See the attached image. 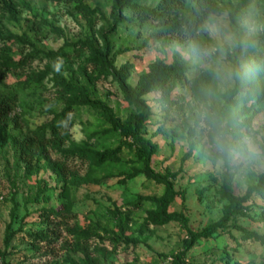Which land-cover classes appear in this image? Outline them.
I'll use <instances>...</instances> for the list:
<instances>
[{"label":"rangeland","instance_id":"374dc122","mask_svg":"<svg viewBox=\"0 0 264 264\" xmlns=\"http://www.w3.org/2000/svg\"><path fill=\"white\" fill-rule=\"evenodd\" d=\"M8 2L11 11L0 12V50L9 49L15 61L30 56L29 65L2 84L3 93L18 98L11 117H18L22 127L10 137L23 140L31 132H47L68 111L61 83L83 86L92 101L122 121L138 117L118 85L88 62V47L104 55L108 43L107 60L115 69L130 67L132 88L154 64L185 63L186 83L169 85L167 96L144 98L151 116L142 132L158 148L151 169L167 175L179 194L167 214L181 213L186 228L159 218L157 201L164 187L146 179L125 140L110 133L100 112L80 106L67 113L63 145L48 151L38 172L26 173L10 140L0 144V264H176L178 257L183 264H264V193L251 192L264 177V70L258 55L264 2L240 8L242 0H214L218 13L191 43L155 41L151 36L161 28L138 24L127 9L121 22L115 21L114 0ZM140 4L154 6L152 1ZM213 31L220 40L250 35L255 46L206 57L203 50L216 44ZM78 47H85L79 57L57 56ZM217 61L235 67L255 62L259 68L251 81L229 85L217 76ZM246 85L256 86L254 95H246ZM227 103L232 113L224 131L236 149L245 151L238 157L219 153L212 132L201 126L207 124L201 120L205 108L217 115ZM231 117L235 122L229 124ZM104 152L115 153L108 164H97L96 155ZM67 154L89 160L65 161ZM57 161L66 163L65 178L48 166ZM234 200L244 201L236 217L228 214ZM48 210L54 214L46 222L41 214ZM227 218L225 233L188 244L190 235L198 237ZM46 231L57 234L58 243L52 252H36L42 244H34L33 236Z\"/></svg>","mask_w":264,"mask_h":264},{"label":"trees","instance_id":"16d2710c","mask_svg":"<svg viewBox=\"0 0 264 264\" xmlns=\"http://www.w3.org/2000/svg\"><path fill=\"white\" fill-rule=\"evenodd\" d=\"M145 1H152L154 6H143L140 3ZM254 0H242L240 8H247ZM258 2H264V0H255ZM12 5L8 0H0V12L2 8L5 11H11ZM127 9L132 19L140 25H146L148 23H154L161 29L155 31L152 34V39L160 41L165 38H173L184 40L188 43L196 42L197 36L203 27L206 25L210 17L218 13L217 8L214 5V0H114L113 10L115 13V21L121 22V12ZM261 47L259 51V57L261 59V67L264 70V35L261 38ZM85 47L73 48L71 53L68 51H61L57 56L65 58L69 56L79 57L84 51ZM108 43H105L104 55L97 51L93 47H88L89 53L88 62L95 68H100L105 77L111 78V80L118 85L122 91L125 101L133 107L138 113V117L128 118L125 120L118 119L114 113L107 106L92 101L89 98V92L83 86H75L73 83H61L60 95L68 98L69 109L65 111V114L58 116L49 126L46 131H36L29 133L27 139L19 140L16 137H10V132L21 130V121L18 117H11V108L18 102L17 94H9L2 92V84L7 79V76L12 72H18L24 70L29 65V57L15 61L10 56V50H0V144H6L7 141H11L13 146L18 150L19 160L23 164L26 173L31 174L38 172L40 163L46 160V154L49 150H56L63 145L60 135L64 132L66 126V120L68 118L67 113L73 112V108L80 106L87 107L91 110L98 111L101 114V118L110 127V133L117 135L121 140H125L123 145L133 152L138 165L142 169L146 179L161 184L164 187L163 195L157 201L159 218L166 222H177L182 224L186 228V221L181 213L167 214L168 207L173 203L174 199L179 197V194L175 192L168 181V176H158L150 167L151 159L157 154L158 148L153 145L149 140L143 136V128L148 124L151 112L145 102V97L153 93H161L162 96L169 94V85L174 83H186V75L188 68L185 63L180 59H175L171 64L164 65L161 63L154 64L150 67L147 74L140 77L135 88L128 85L129 79V66H123L119 69H115L111 63L107 60ZM239 66L236 64V67ZM239 83H237V86ZM246 95H254L256 92V86L246 85ZM169 103V101H167ZM170 104V103H169ZM232 113L231 105L227 103L222 110L217 113L220 121L224 124L228 115ZM229 124L235 122L234 118L228 120ZM237 151H244L238 147ZM245 152V151H244ZM115 152H104L96 155L97 164L105 165L107 161L110 162ZM72 157H77L80 162H88V158L83 154H67L64 156V160ZM228 165V163H227ZM52 172L58 177L65 178L67 173L66 163L57 161L54 165L48 164ZM252 193H264V177L262 178L260 185L251 190ZM241 200H234L228 214L236 217L243 212ZM134 209H138V205L133 203ZM53 211H43L41 216L48 222L49 217L52 216ZM226 221H221L216 227H212L198 237L190 235V244L196 238L200 240H211L213 236L220 233H225ZM152 224H156V218L150 219ZM86 237V236H85ZM34 244H42V247H37L36 252H40L43 248L46 252H52L58 243V236L53 232L51 235L46 232H39L33 236ZM230 241L237 245V241L230 238ZM41 246V245H40ZM176 264H183L178 257ZM1 264H4L3 262Z\"/></svg>","mask_w":264,"mask_h":264},{"label":"clouds","instance_id":"9594fccd","mask_svg":"<svg viewBox=\"0 0 264 264\" xmlns=\"http://www.w3.org/2000/svg\"><path fill=\"white\" fill-rule=\"evenodd\" d=\"M254 31V29H251ZM212 39L216 40V44L209 46L203 50V55L211 57L214 53L220 52L222 55L225 52V48L232 50L237 47H243L245 49L254 47L255 41L251 39V36L243 38H237L235 36L226 37L224 40H220L216 32H210ZM259 66L255 62L243 63L238 67L223 64L217 61L216 73L217 76L225 83L231 85L236 81H239L241 85L251 81L255 73L258 71ZM201 120L207 121V124L202 123V127H206L208 131L212 132L213 146L222 155L227 154L230 156H239L237 149L230 142V138L224 131V125L220 121L219 117L210 112L207 108L201 113ZM249 151H254L251 144H249Z\"/></svg>","mask_w":264,"mask_h":264}]
</instances>
